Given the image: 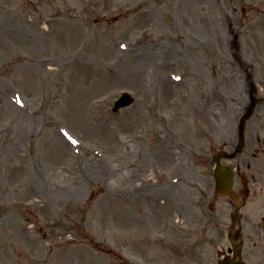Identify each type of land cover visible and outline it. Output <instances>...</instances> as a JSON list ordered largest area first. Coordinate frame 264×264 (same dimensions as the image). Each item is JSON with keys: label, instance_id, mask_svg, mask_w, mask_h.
Masks as SVG:
<instances>
[{"label": "rangeland", "instance_id": "1", "mask_svg": "<svg viewBox=\"0 0 264 264\" xmlns=\"http://www.w3.org/2000/svg\"><path fill=\"white\" fill-rule=\"evenodd\" d=\"M252 94L228 159L249 175L264 0H0V264H215L232 206L213 152Z\"/></svg>", "mask_w": 264, "mask_h": 264}, {"label": "flooded vegetation", "instance_id": "2", "mask_svg": "<svg viewBox=\"0 0 264 264\" xmlns=\"http://www.w3.org/2000/svg\"><path fill=\"white\" fill-rule=\"evenodd\" d=\"M256 163L258 171L250 175L246 171L250 169V163H247L241 171L238 164H234L233 167L237 176L244 177L238 188L240 192L244 191V194L241 196V205L237 211L231 203L233 209L229 214L228 229L237 230L239 238L235 241L238 252L236 260L240 258L246 264H264V231L261 228L264 219V161L259 160ZM245 173L250 177H245ZM251 192L258 194L262 203L255 204L251 198L249 202L247 198ZM225 249L228 253L233 251V246L228 240Z\"/></svg>", "mask_w": 264, "mask_h": 264}, {"label": "water", "instance_id": "3", "mask_svg": "<svg viewBox=\"0 0 264 264\" xmlns=\"http://www.w3.org/2000/svg\"><path fill=\"white\" fill-rule=\"evenodd\" d=\"M125 101H127V102L131 101L130 97L126 93L122 95L120 102H125ZM214 156L217 159L219 157V153H216ZM217 161H218V159H217ZM220 168H221V166L218 164V166L216 167V170H215L217 183H220V185L218 186V190H221L222 192H227V190L224 188V182L227 180L228 176L226 174H224L223 171H222V175H221ZM228 182L229 183L231 182V176H229ZM225 261L226 260L220 261L219 264H224V263L225 264H234L233 261L230 262L229 259L226 262Z\"/></svg>", "mask_w": 264, "mask_h": 264}, {"label": "bare ground", "instance_id": "4", "mask_svg": "<svg viewBox=\"0 0 264 264\" xmlns=\"http://www.w3.org/2000/svg\"><path fill=\"white\" fill-rule=\"evenodd\" d=\"M167 54H170V52H168V51H164V53L162 54V56H167ZM171 55H172V53H171ZM213 89L215 90L214 91V93H216L219 97H220V99L222 98L223 99V95H222V93L221 92H219L217 89H216V83H214L213 82ZM139 174V175H138ZM137 180L136 181H134L133 183H132V185L135 187V188H139V184L141 183V181H143V177L144 178H146V179H148V176H147V174H146V172H144V173H142V172H139V173H137ZM143 187H145V186H142L141 187V189L143 188Z\"/></svg>", "mask_w": 264, "mask_h": 264}, {"label": "snow or ice", "instance_id": "5", "mask_svg": "<svg viewBox=\"0 0 264 264\" xmlns=\"http://www.w3.org/2000/svg\"><path fill=\"white\" fill-rule=\"evenodd\" d=\"M73 143H75V141H73Z\"/></svg>", "mask_w": 264, "mask_h": 264}]
</instances>
